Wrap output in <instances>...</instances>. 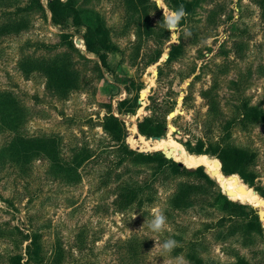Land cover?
<instances>
[{
	"label": "rangeland",
	"instance_id": "374dc122",
	"mask_svg": "<svg viewBox=\"0 0 264 264\" xmlns=\"http://www.w3.org/2000/svg\"><path fill=\"white\" fill-rule=\"evenodd\" d=\"M196 1L195 13L182 20L179 37L172 40L159 25L163 10L155 0H80V7L100 14L109 30L115 50L109 53V67H104L95 54L87 52L86 28H77L71 20L63 26L53 24L48 0H42L45 14L33 11L22 31L0 35V89L14 90L30 107L26 131L61 134L65 156L74 143H87L99 152L113 144L100 126L110 108L127 128L128 145L141 152L174 151L166 147L173 140L190 153V142L196 148L200 139L214 143L222 138L225 144L256 150L251 168L257 174L255 186L238 175L255 191L238 193L234 188L241 184H229L236 193L233 196L258 211L262 235L254 233L244 242L234 238V250L225 251L230 241L223 242L209 233L200 256L204 264H229L238 256L251 264H264V220L256 207L260 203H251L244 196L252 193L264 200L256 190L264 187V121L245 126L238 123L227 132L230 119L242 116L241 98H249L251 105L264 109V0ZM164 4L165 11L173 9L167 0ZM185 31L191 36L186 37ZM171 43L180 45L181 50L177 58L167 60ZM160 53L161 58L154 62ZM24 56L43 70L24 73L20 68ZM128 96L137 97L140 103L135 115L117 111L119 100ZM152 111L160 113L165 122L166 134L156 140L169 139L166 146L157 148L160 143H153V147L140 141L154 140L138 130L139 121ZM47 165L46 158L36 160L31 176L14 167L0 170V230L15 226L38 230L49 260L45 264H54V257L60 259L54 256L57 241L66 252L58 264L84 260L94 264H194L188 248L168 253L156 246L169 238L178 244L188 239L175 236L168 221L161 233L147 227L145 222L159 206L149 212L144 208L135 213L116 211L115 184H101L102 165L89 163L82 182L75 185L61 184ZM165 186L159 189L162 196L168 194ZM190 218L196 225L198 218L205 224L214 221L211 216H196L190 211L178 219ZM26 245L24 241L17 247L11 236H0V264H9V253L25 255Z\"/></svg>",
	"mask_w": 264,
	"mask_h": 264
},
{
	"label": "trees",
	"instance_id": "16d2710c",
	"mask_svg": "<svg viewBox=\"0 0 264 264\" xmlns=\"http://www.w3.org/2000/svg\"><path fill=\"white\" fill-rule=\"evenodd\" d=\"M167 1L173 9L183 4L188 12L187 17L193 16L195 13L196 0ZM48 7L52 14L53 24L63 26L68 20H71L77 28L85 27L84 40L87 52L95 54L100 59L102 66L109 67V53L113 52L115 48L111 42L105 20L100 14L81 8L80 0H48ZM36 10L42 11L43 14L46 13L42 0H0V35L5 36L22 31L28 26L29 14ZM180 50V45L171 43L167 60L177 58ZM161 56L160 53L154 62H157ZM29 60L30 58L27 56L22 57L20 68L24 73L32 69L43 70L40 65L36 66L35 62L30 64ZM58 66L61 65L58 64ZM42 67L46 70L47 64L44 62ZM57 69L59 68L54 70ZM143 91H147V88H143ZM15 93L12 89H0V136H4L0 143V170L14 167L22 175L31 176L34 173V162L46 158L49 172L61 184L75 185L82 182L85 167L89 163L100 164L103 167V173L100 175L101 184L106 187L115 184L113 206L116 211L135 213L144 208L147 210L146 212H149L150 208L159 206L167 216L171 227L175 228V236L180 240L188 238L185 243L178 244L176 248H188L189 259L194 264H204V260L200 256V249L205 247L209 233L223 242L224 240L230 241L226 243L228 246L224 248L225 251L234 250L231 243L234 238L244 242L254 233L262 235L263 228L258 211L251 204L243 203L244 201L235 196H231V198L239 201L232 200L223 193L215 180V174L209 167L205 168V166L199 165L190 168L173 158H167L161 150L145 153L131 148L126 142L127 128L124 122L111 112V106H109L110 111L104 116L100 126L109 135L113 144L107 145L104 151L99 152L87 143H74L70 147V154L65 156L63 138L60 133L40 131L30 133L24 129L30 119L31 111L30 107ZM240 106L243 110L242 116L230 119L232 124L227 128V132L238 123L245 126L252 124L255 120L264 121V109L251 105L249 98H241ZM138 107H140L138 98L128 96L119 100L117 111L135 115ZM160 118V113L152 111L149 116L139 121V132L148 137L165 136V122ZM168 140L154 139L151 141L143 138L140 141L144 144L160 143V145L166 146ZM223 143V138L214 143L200 139L196 143V148H193L191 142L187 144L190 146V153L184 151L188 157L192 158L215 156L221 162V171L226 180L232 181L227 175L237 174L232 177L236 178V181L241 185L235 187V191L243 193L254 190L247 187L245 183L249 186L256 184L257 174L251 168L256 160L257 151L249 147ZM177 144L183 148L181 144ZM164 151L177 156L179 161L183 162L178 152L170 149ZM193 153L199 155L190 156L195 155ZM238 175L245 183L237 177ZM161 185L162 187L166 185L164 189L167 191L164 192L168 194L165 196L160 193ZM256 190L264 197V187H257ZM234 194L236 193L234 192ZM253 196L256 195L253 194ZM259 209L261 210V207ZM188 211L196 216H211L214 221L205 224V220L198 218L199 224L196 225L197 222L191 218L190 221L178 219L181 214ZM12 228L0 230V236H11L17 247L21 246L24 241H27V245L25 255L20 252L8 254L9 264H45L49 262L42 234L38 230L32 229L31 232L29 229L16 226ZM59 243L56 242L54 256L60 259L54 257V264L62 263V258L66 254L65 249L59 247ZM227 255L231 256V254ZM217 262L214 264H218ZM74 264H94V262L84 260ZM229 264L251 263L244 256H238L234 262Z\"/></svg>",
	"mask_w": 264,
	"mask_h": 264
},
{
	"label": "clouds",
	"instance_id": "9594fccd",
	"mask_svg": "<svg viewBox=\"0 0 264 264\" xmlns=\"http://www.w3.org/2000/svg\"><path fill=\"white\" fill-rule=\"evenodd\" d=\"M155 3L159 9L163 10V22L159 25H162L170 33V39H178L181 31V22L188 16L185 6L180 4L175 9H168L165 11L166 5L164 4V0H155ZM184 34L186 37L191 36L190 31H185ZM256 207L260 208L264 207V205L257 204ZM145 223L153 233H161L166 228L167 216L160 209H153L152 219L146 221ZM156 246H159L165 252L171 253L176 247H178V242L169 238L162 244L157 245L156 243Z\"/></svg>",
	"mask_w": 264,
	"mask_h": 264
},
{
	"label": "bare ground",
	"instance_id": "6f19581e",
	"mask_svg": "<svg viewBox=\"0 0 264 264\" xmlns=\"http://www.w3.org/2000/svg\"><path fill=\"white\" fill-rule=\"evenodd\" d=\"M141 137H144V136H141ZM159 146H160V144H156L157 148ZM166 147L172 148L174 151L178 152L180 155V158L183 160V162L186 164L187 167L195 168L199 165L209 167L212 170V172L215 174L216 179L219 180V181L217 180V182L220 184V186L222 188H224L226 190V193L229 191H233V194H234V190H233L232 185H230L229 181L224 178L225 175L221 171V164L218 160L207 158V157H200V156L197 158L188 157L183 150L184 147L182 148L180 145H178L177 143H174L172 141L170 142L169 146H166ZM173 157L179 161L177 156H173ZM229 179L232 180L233 182L236 181V178H234V177H229ZM233 194H232V196H233ZM244 196L251 203L252 202H255V203L259 202L261 205H264V200L263 199L261 200L260 198L253 196L252 193H249V194L247 193ZM261 209H262V211L260 210V212H262V215L264 216V214H263L264 207H261ZM263 216H262V218H263ZM263 220H264V218H263Z\"/></svg>",
	"mask_w": 264,
	"mask_h": 264
},
{
	"label": "water",
	"instance_id": "95a60500",
	"mask_svg": "<svg viewBox=\"0 0 264 264\" xmlns=\"http://www.w3.org/2000/svg\"><path fill=\"white\" fill-rule=\"evenodd\" d=\"M160 63V62H159ZM156 71V74H158V69H156L155 70ZM153 139H161V137H155V136H153L152 137ZM164 153H165V155H166V157L167 158H173V159H175L174 157H173V155L170 153V152H165L164 150H162ZM209 158H212V157H210V156H208ZM176 160V159H175ZM181 164H183V165H186L184 162H182V161H179ZM220 164H221V162H220ZM235 174H232V175H227V177H232V176H234ZM238 177V176H237ZM232 194H233V191H229V192H227V195L231 198V196H232Z\"/></svg>",
	"mask_w": 264,
	"mask_h": 264
},
{
	"label": "crops",
	"instance_id": "0c3cea01",
	"mask_svg": "<svg viewBox=\"0 0 264 264\" xmlns=\"http://www.w3.org/2000/svg\"><path fill=\"white\" fill-rule=\"evenodd\" d=\"M222 170V169H221Z\"/></svg>",
	"mask_w": 264,
	"mask_h": 264
}]
</instances>
